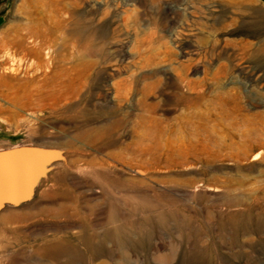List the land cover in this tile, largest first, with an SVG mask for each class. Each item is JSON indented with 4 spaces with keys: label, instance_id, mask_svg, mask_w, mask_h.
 Here are the masks:
<instances>
[{
    "label": "rangeland",
    "instance_id": "374dc122",
    "mask_svg": "<svg viewBox=\"0 0 264 264\" xmlns=\"http://www.w3.org/2000/svg\"><path fill=\"white\" fill-rule=\"evenodd\" d=\"M22 144L63 159L0 264H264V0H0Z\"/></svg>",
    "mask_w": 264,
    "mask_h": 264
},
{
    "label": "water",
    "instance_id": "95a60500",
    "mask_svg": "<svg viewBox=\"0 0 264 264\" xmlns=\"http://www.w3.org/2000/svg\"><path fill=\"white\" fill-rule=\"evenodd\" d=\"M62 159L54 148L22 144L0 149V211L30 200L51 164Z\"/></svg>",
    "mask_w": 264,
    "mask_h": 264
}]
</instances>
